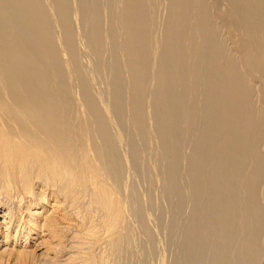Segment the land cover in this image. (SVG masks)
Segmentation results:
<instances>
[{
	"label": "bare ground",
	"instance_id": "bare-ground-1",
	"mask_svg": "<svg viewBox=\"0 0 264 264\" xmlns=\"http://www.w3.org/2000/svg\"><path fill=\"white\" fill-rule=\"evenodd\" d=\"M0 264H264V0H0Z\"/></svg>",
	"mask_w": 264,
	"mask_h": 264
}]
</instances>
